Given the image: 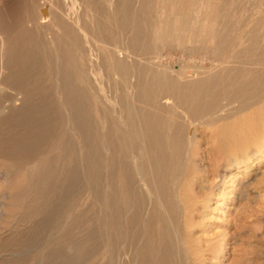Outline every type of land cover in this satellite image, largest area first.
<instances>
[{"label": "bare ground", "instance_id": "bare-ground-1", "mask_svg": "<svg viewBox=\"0 0 264 264\" xmlns=\"http://www.w3.org/2000/svg\"><path fill=\"white\" fill-rule=\"evenodd\" d=\"M106 1L111 11L100 28L89 0H68L67 10L61 0H0V92L11 97L6 108L19 109L32 122L15 144L30 137L52 142L58 151H70L74 171L85 157L94 179L105 151L109 254L117 260L120 250L134 249L136 264H166L161 261L174 245L170 234L166 239L168 229H154V242L145 234L147 223L139 234L132 225L144 204L145 213L159 205L185 218L190 188L176 169L182 155L189 158L198 125L225 120L220 136L239 158L248 144L254 156L264 150V22L253 17L262 7L249 4L236 15V1ZM81 5L91 29L74 16ZM154 39L178 48V70L165 64V52L152 50ZM96 53L102 57L94 61ZM102 67L104 73H97ZM94 75L110 92L104 123L97 116L101 107L86 104L85 96L93 95L81 88ZM173 234L180 253L185 242Z\"/></svg>", "mask_w": 264, "mask_h": 264}, {"label": "rangeland", "instance_id": "rangeland-1", "mask_svg": "<svg viewBox=\"0 0 264 264\" xmlns=\"http://www.w3.org/2000/svg\"><path fill=\"white\" fill-rule=\"evenodd\" d=\"M61 1H64L63 8L67 10L68 0ZM89 1L93 2L95 8V12L91 11L90 14L95 15L102 28L106 25L105 16L111 11L110 3L106 0ZM222 1L227 4L236 1V15L249 4L262 7L261 12L253 17L264 22V0ZM41 10L46 13V9ZM83 10L82 5L74 7V16L79 15L81 24L91 29L88 25L90 18L83 14ZM101 33L105 34V31L102 29ZM153 44L155 53L165 52L161 56L166 57L167 61L159 60L178 70L181 65L178 48L169 40L162 43L154 39ZM81 49L86 57L85 44ZM96 54L97 57H91L94 61L102 57L100 53ZM103 68L97 73H104ZM90 79L89 83L81 85L86 95H93L91 98L85 96L84 102L101 107L103 112L97 116L103 122L108 118L107 95L110 92L107 82L101 84L96 75ZM10 101L9 95L0 92V110L4 109L0 114V264H136L134 249L132 252L125 249L126 253L120 250L117 260L113 253L109 254L112 250L109 244L108 210L103 198L108 182L105 151H102L104 163L100 176L94 179L85 157L74 171L70 151L60 152L53 148L52 142L30 137L25 143L15 144L17 136L24 135L29 129L27 125L32 122L26 120L19 109L6 108ZM249 112L242 111L236 117ZM225 122L198 125L189 158L185 159L182 155L178 163L176 177L180 178L184 187L190 188L185 194L189 201L188 218L182 215L175 217L169 207L163 209L159 205L155 206L156 209L151 207L150 213H145L147 204H144L135 220L137 225H132L139 230V234L142 225L147 223L149 233L145 231V234L151 235L154 242L158 227L163 231L168 229L166 239L170 237L168 240L174 245L167 251L161 261L163 263L264 264V145L259 156L250 152L253 145L248 144L247 155L237 157L234 155L235 148L220 136V127ZM88 132L91 136L92 132ZM174 231L185 242L180 253L175 247L177 237ZM134 242L132 247L136 249L139 246L140 249L139 242Z\"/></svg>", "mask_w": 264, "mask_h": 264}]
</instances>
